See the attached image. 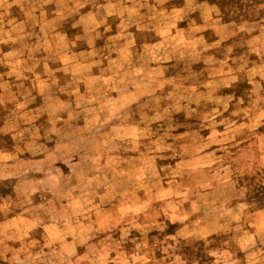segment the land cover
I'll return each instance as SVG.
<instances>
[{
    "label": "rangeland",
    "instance_id": "rangeland-1",
    "mask_svg": "<svg viewBox=\"0 0 264 264\" xmlns=\"http://www.w3.org/2000/svg\"><path fill=\"white\" fill-rule=\"evenodd\" d=\"M0 264H264V0H0Z\"/></svg>",
    "mask_w": 264,
    "mask_h": 264
}]
</instances>
